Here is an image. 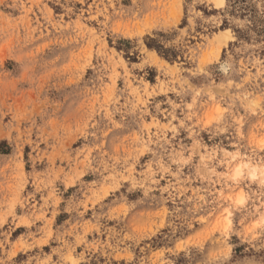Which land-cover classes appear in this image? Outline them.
<instances>
[{"label": "rangeland", "instance_id": "1", "mask_svg": "<svg viewBox=\"0 0 264 264\" xmlns=\"http://www.w3.org/2000/svg\"><path fill=\"white\" fill-rule=\"evenodd\" d=\"M0 264H264V0H0Z\"/></svg>", "mask_w": 264, "mask_h": 264}, {"label": "bare ground", "instance_id": "2", "mask_svg": "<svg viewBox=\"0 0 264 264\" xmlns=\"http://www.w3.org/2000/svg\"><path fill=\"white\" fill-rule=\"evenodd\" d=\"M214 2H215L216 5H221V4H223L224 0H214Z\"/></svg>", "mask_w": 264, "mask_h": 264}]
</instances>
